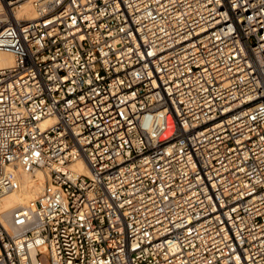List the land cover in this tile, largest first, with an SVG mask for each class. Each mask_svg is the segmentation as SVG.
Here are the masks:
<instances>
[{
    "label": "built area",
    "instance_id": "obj_1",
    "mask_svg": "<svg viewBox=\"0 0 264 264\" xmlns=\"http://www.w3.org/2000/svg\"><path fill=\"white\" fill-rule=\"evenodd\" d=\"M3 1L0 264H264V0Z\"/></svg>",
    "mask_w": 264,
    "mask_h": 264
},
{
    "label": "bare ground",
    "instance_id": "obj_2",
    "mask_svg": "<svg viewBox=\"0 0 264 264\" xmlns=\"http://www.w3.org/2000/svg\"><path fill=\"white\" fill-rule=\"evenodd\" d=\"M4 7V1L0 0V11ZM16 17H34L36 11L30 0H22L14 10ZM13 63V54L5 49H0V66ZM47 119L43 120V123ZM71 166L79 171L88 172V166L83 159L78 158L71 162ZM17 176L20 178L19 187L12 189L0 198V209L11 208L14 205L34 195L46 179V173L41 167L35 169V173L22 168L18 169Z\"/></svg>",
    "mask_w": 264,
    "mask_h": 264
}]
</instances>
